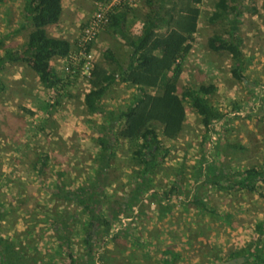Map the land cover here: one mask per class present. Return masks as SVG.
I'll return each instance as SVG.
<instances>
[{
  "label": "rangeland",
  "instance_id": "1",
  "mask_svg": "<svg viewBox=\"0 0 264 264\" xmlns=\"http://www.w3.org/2000/svg\"><path fill=\"white\" fill-rule=\"evenodd\" d=\"M217 1L202 0L199 4L200 17L193 42L197 41L196 51L184 60L187 71L179 80L178 92L212 84L216 79L212 69L217 64L223 85L208 99L225 118L214 121L212 131H208L189 100H184L186 124L176 139L163 141L170 153L154 177L157 191L162 193L174 182L182 164V193L170 197L166 211H161L157 198L145 194L139 205L120 214L114 227L126 225L127 229L121 238L105 241L97 252V255L103 252L104 259H97L96 264H219L230 259L229 252H264V231L259 234L257 229L258 223L264 224V182L258 183L256 192L195 183L199 186L198 196L215 209V215L182 201L188 199L195 185L193 167L203 157L214 158L209 151H214V141L219 138L243 146L228 151L225 166L231 173L264 163L261 114L264 90L260 101H256L255 94L256 87L264 84V0H241V12L233 21L244 55V81L232 77L233 60L227 52L211 51L207 45V39L214 34L226 37L230 27L228 19L209 21ZM23 6L24 0H0V55L5 47H19L26 40L31 28L21 27ZM124 7L129 10L130 29L138 33L141 18L148 9L145 0ZM82 27L74 32L79 35ZM47 30L51 35L63 34L59 29ZM75 38H71L72 44ZM119 39L118 34L106 27L91 44L92 47L103 40L107 43L90 47L92 62L110 69L103 55L108 48L119 60L126 61L129 49ZM50 63L63 82L51 89L43 87L37 74L25 63H6L0 70V235L27 253L29 264L82 261L85 252L82 225L88 218L83 213L77 214L69 250L52 230L51 221L55 213L69 209L70 204H59L61 200L52 192L58 186L75 189L87 184L94 175L97 132L93 126L104 121L84 105V94L90 85L82 70L68 71L61 57H54ZM134 95V87L115 81L100 105L105 110L118 111ZM45 156L46 165L39 173V163ZM111 170L115 173L105 187L104 210L112 203L115 205L116 198H125L134 186L127 141L116 143ZM229 177L233 181V176ZM221 182L228 184L225 180Z\"/></svg>",
  "mask_w": 264,
  "mask_h": 264
},
{
  "label": "trees",
  "instance_id": "2",
  "mask_svg": "<svg viewBox=\"0 0 264 264\" xmlns=\"http://www.w3.org/2000/svg\"><path fill=\"white\" fill-rule=\"evenodd\" d=\"M145 2L148 9L141 18L138 33L130 29L129 10L126 7H115L109 13L108 27L121 37L129 49L128 58L121 61L113 50L108 48L103 55L110 69L94 63L88 77L90 88L84 94V105L92 114L104 118L102 125L93 126L97 132L95 173L87 184L75 189L58 186L57 190L52 192L56 199L61 200L59 204H70L69 209L55 213L51 221L52 230L57 233L61 243L70 248L69 250L70 236L74 230L73 222H76L77 214L83 213L88 218L86 224L82 225L84 257L80 262L69 264H96L97 259L103 261V252L97 255L98 250L103 247L106 240L121 238L120 235L127 229L126 225L114 227L115 220L120 214L139 205L145 194L157 198L161 211H166L165 204L170 197L182 193L180 177L182 164L178 168L179 172L174 182L162 193L157 191L154 177L170 153V148L165 147L163 141L176 139L183 129L186 119L185 99L189 100L208 131H212L214 121L225 118V114L209 102L208 96L215 91L213 84H200L196 88H186L181 93L178 92L182 59L191 51L195 41L194 34L198 29L200 17L199 4L202 0H145ZM240 3L241 0H218L215 3V10L210 14L209 21L228 19L230 27L226 37L214 34L207 39V45L212 51L227 52L233 60L230 69L232 77L244 81L241 39L235 34L236 28L233 25V21L241 12ZM23 10L25 13L21 27L29 26L31 29L19 47L4 48L0 55V70L6 63L22 62L37 74L43 87L56 88L63 82L50 61L54 57L66 56L71 47L68 40L52 36L47 30L49 25L55 24L60 18L61 0H24ZM231 14L232 18L229 17ZM115 81L134 87L135 95L124 109L105 110L100 105L101 99ZM261 114L264 115V105ZM121 140L128 143L130 160L133 162L131 180L134 186L125 198H116L115 205L112 203L104 210L102 205L105 203L103 200L106 197L105 187L115 173L111 167L115 163L116 143ZM233 147L243 148L242 145L231 143V140L217 139L214 144V158L203 157L193 167V183L200 186L211 183L222 189L256 192L258 183L264 182V163L231 173L225 165L228 151ZM46 159V156L41 159L39 173L45 167ZM231 175L233 181L229 179ZM222 180L228 184H223ZM196 184L188 199L184 198L182 201L194 204L203 213L215 215V209L198 196L199 186ZM257 229L259 234H262L264 224L258 223ZM239 256L244 258V264L248 262L264 264V252L248 250L228 253L230 259ZM29 259L27 253L0 235V264H29Z\"/></svg>",
  "mask_w": 264,
  "mask_h": 264
},
{
  "label": "built area",
  "instance_id": "3",
  "mask_svg": "<svg viewBox=\"0 0 264 264\" xmlns=\"http://www.w3.org/2000/svg\"><path fill=\"white\" fill-rule=\"evenodd\" d=\"M139 0H94V10L87 22L83 25L81 32L74 40L68 54L61 57L65 62V68L71 71L79 68L88 78L93 66L90 47L97 36L105 30L108 25V15L115 7L135 6ZM264 90V84H260L255 89L256 101H260ZM216 122V121H215ZM213 122V124L215 123ZM215 144V141H214ZM214 148V145H213ZM213 155V152L209 151Z\"/></svg>",
  "mask_w": 264,
  "mask_h": 264
},
{
  "label": "crops",
  "instance_id": "4",
  "mask_svg": "<svg viewBox=\"0 0 264 264\" xmlns=\"http://www.w3.org/2000/svg\"><path fill=\"white\" fill-rule=\"evenodd\" d=\"M93 1L94 0H61L62 12H61L60 18L55 24L49 25L48 27H51L54 30L59 29L62 31L63 34H62V36L61 35L60 36L59 35L58 36L52 35V36L64 38V39L68 40L72 46L71 38H75V36L77 35L74 31L77 30V28H79L80 26L84 25L87 22L88 18L92 14V11L94 10ZM107 27H108V25H107ZM194 36H195V34H194ZM119 40H121V39H119ZM106 44H107L106 41L103 40V41H99L98 43L93 44L92 47L97 48L98 45H106ZM196 46H197V41H196V44L192 45L191 51L188 52L186 54V56L182 59V73H181L180 78L187 71V68L183 67L184 60L186 58H191V56L194 55V53L196 51V49H195ZM197 64H200V63H197ZM192 66H194V65H192ZM197 66H200V65H197ZM214 67L215 68L212 70H213V76H215L216 79L214 82H212V84L215 86L214 92H218V90L220 89V86L223 84L219 80L220 79L219 78V75H220L219 67H217V64L214 65ZM189 72L193 73L194 71L189 70ZM217 80H219V82H217ZM212 105L214 106V104H212ZM184 124H186L185 121H184ZM183 127H184V125H183Z\"/></svg>",
  "mask_w": 264,
  "mask_h": 264
},
{
  "label": "water",
  "instance_id": "5",
  "mask_svg": "<svg viewBox=\"0 0 264 264\" xmlns=\"http://www.w3.org/2000/svg\"><path fill=\"white\" fill-rule=\"evenodd\" d=\"M244 261V258L242 256L229 259L227 261L221 262L219 264H241Z\"/></svg>",
  "mask_w": 264,
  "mask_h": 264
}]
</instances>
